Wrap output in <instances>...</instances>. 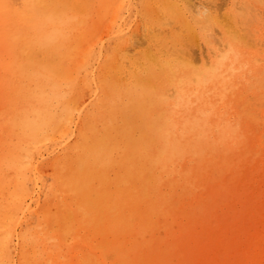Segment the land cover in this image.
I'll return each instance as SVG.
<instances>
[{"label": "rangeland", "instance_id": "rangeland-1", "mask_svg": "<svg viewBox=\"0 0 264 264\" xmlns=\"http://www.w3.org/2000/svg\"><path fill=\"white\" fill-rule=\"evenodd\" d=\"M87 1L0 0V257L4 255L0 264H264V0H90L89 6ZM69 19L72 22L67 23ZM141 105L143 109L138 108ZM158 174L161 179L153 178ZM15 234L22 238L16 241Z\"/></svg>", "mask_w": 264, "mask_h": 264}, {"label": "bare ground", "instance_id": "bare-ground-1", "mask_svg": "<svg viewBox=\"0 0 264 264\" xmlns=\"http://www.w3.org/2000/svg\"><path fill=\"white\" fill-rule=\"evenodd\" d=\"M26 1H27V0H26ZM32 1H33V0H32ZM34 1H35V0H34ZM44 1H45V0H44ZM47 1H48V0H47ZM75 1H76V0H75ZM134 1H135V0H134ZM146 1H147V0H146ZM165 1H166V0H165ZM182 1H183V0H182ZM29 2H30V1H28V5H29ZM38 2H39V1H38ZM40 2H41V1H40ZM57 2H58V1H57ZM79 2H80V1H79ZM88 2H90V0L87 1V4H88V6H89V3H88ZM91 2H92V1H91ZM91 2H90V3H91ZM143 2H144V1H143ZM155 2H156V1H155ZM155 2H154V3H155ZM169 2H170V0H169ZM34 3H35V2H34ZM58 3H59V2H58ZM58 3H57L58 6L56 5V3H55L54 5H56L57 7H59L60 4H58ZM69 3H70V2H69ZM75 3H76V2H75ZM128 3H129V2H128ZM147 3H148V2H147ZM176 3H178V2H176ZM23 4H24V3H22V5H23ZM50 4H51V3H50ZM70 4H71V3H70ZM70 4H69V5H70ZM83 4H84V2H83ZM145 4H146V2H145ZM145 4H143V5H145ZM174 4H175V2L173 3V5H174ZM34 5H35V4H34ZM37 5H38V4H37ZM42 5H43V4H42ZM51 5H52V4H51ZM74 5H75V4H74ZM92 5H93V4H92ZM126 5H127V4H126ZM139 5H140V3H139ZM155 5H156V4H155ZM155 5H153V6H155ZM168 5H169V4H168ZM176 5H177V4H176ZM176 5H174V6H176ZM84 6H85V5H83V7H84ZM120 6H121V5H119L118 8H120ZM122 6H123V5H122ZM130 6H131V5H130ZM145 6H146V5H145ZM145 6H144V7H145ZM147 6H148V5H147ZM174 6H173V7H174ZM22 7H23V6H22ZM24 7H25V6H24ZM26 7H27V6H26ZM29 7H30V6H29ZM41 7H42V6H41ZM72 7H73V6H72ZM83 7H82V8H83ZM85 7H87V6H85ZM149 7H150V5H149ZM176 7L178 8V6H176ZM179 7H180V6H179ZM38 8H40L39 5H38ZM42 8H43V7H42ZM48 8H49V7H48ZM48 8H47V9H48ZM77 8L79 9V7H77ZM77 8H76V9H77ZM116 8H117V7H116ZM118 8H117V9H118ZM127 8H128V7H127ZM141 8H142V5H141ZM157 8H158V7H157ZM159 8H160V7H159ZM159 8H158V9H159ZM9 9H10V8H9ZM25 9H26V8H25ZM28 9H29V8H28ZM28 9H27V10H28ZM33 9H35V8H33ZM58 9H59V8H58ZM58 9H57V10H58ZM71 9H72V8H71ZM133 9H134V8H133ZM142 9H143V8H142ZM86 10H87V9H86ZM86 10H85V11H86ZM100 10H101V8H100ZM36 11H37V10H36ZM47 11H48V10H47ZM59 11H60V10H59ZM117 11H118V10H117ZM232 11H233V10H231V12H232ZM60 12H61V11H60ZM66 12H67L66 14H68V11H66ZM70 12H72V11H70ZM87 12L89 13L90 11H87ZM87 12H86V13H87ZM25 13H27V12H25ZM44 13H45V12H44ZM44 13H43V14H44ZM88 13H87V14H88ZM117 13H118V12H117ZM143 13H144V12H143ZM145 13H146V12H145ZM23 14H24V13H23ZM34 14H36V13H34ZM39 14H40V13H39ZM43 14H42V15H43ZM62 14L64 15L63 12H62ZM78 14H79V13H78ZM89 14H90V13H89ZM232 14H233V12H232ZM25 15H26V14H25ZM32 15H33V14H32ZM68 15H69V14H68ZM82 15H83V14H82ZM225 15H226V14H225ZM37 16H38V15H37ZM72 16H73V14H72ZM115 16H116V15H115ZM115 16H114V17H115ZM226 16H227V15H226ZM232 16H233V15H232ZM33 17H35V15H33ZM66 17H67V16H66ZM80 17H81V16H80ZM93 17H94V16H93ZM117 17H118V15H117ZM228 17H229V16H228ZM12 18H13V17H12ZM16 18H17V17H16ZM36 18H37V17H36ZM231 18H232V17H231ZM231 18H230V19H231ZM234 18H235V17H234ZM234 18H232V19H234ZM14 19H15V18H14ZM39 19H40L39 21L41 22V18H39ZM61 19H62V18H61ZM67 19H68V18H67ZM83 19H84V17H83ZM110 19H111V18H110ZM110 19H109V20H110ZM120 19H121V18H120ZM225 19H226L225 21H229V20H230V19L228 20V18H225ZM15 20H16V19H15ZM44 20H45V19H44ZM234 20H235V19H234ZM234 20H233V21H234ZM31 21H32V20H31ZM36 21L38 22V20H36ZM45 21H46V20H45ZM62 21H64V20H62ZM75 21H76V20H75ZM75 21H74V22H75ZM84 21H86V20L84 19ZM87 21H88V20H87ZM115 21H116V20H115ZM221 21H222V20H221ZM231 21H232V20H231ZM233 21H232V22H233ZM16 22H18V21L16 20ZM19 22H20V20H19ZM26 22H29V21H26ZM40 22H39V23H40ZM42 22H43V21H42ZM42 22H41V23H42ZM54 22L56 23V21H54ZM68 22H72V19H71V20L69 19V21H67V23H68ZM76 22H77V21H76ZM234 22H236V21H234ZM234 22H233V24H234ZM13 23H15V22L13 21L11 24H13ZM45 23H47V22H45ZM60 23H61V20H60ZM60 23H59V24H60ZM113 23H114V22H113ZM11 24H10V25H11ZM42 24H43V23H42ZM231 24H232V23H231ZM29 25H30V24H29ZM29 25H27V26H29ZM68 25H69V24H68ZM224 25H225V24H224ZM11 26H12V25H11ZM16 26H17V23H16ZM35 26H36V25H35ZM39 26H40V25H39ZM48 26H51V25H48ZM48 26H47V27H48ZM53 26H55V25L53 24ZM53 26H52V27H53ZM105 26H106V25H105ZM177 26H178V25H177ZM228 26H229V25H228ZM12 27H13V26H12ZM24 27H25V26H24ZM29 27L31 28V26H29ZM42 27L44 28V29H42V30H45V27H44V26H42ZM42 27L40 26V28H42ZM56 27H57V26H56ZM60 27H62V26H60ZM65 27H66V26H65ZM93 27H94V26H93ZM178 27H179V26H178ZM229 27H230V26H229ZM231 27H234V26L232 25ZM25 28H26V27H25ZM30 28H29V29H30ZM36 28H37V26H36ZM221 28H222V27H221ZM225 28H226V27H225ZM235 28H236V27H235ZM235 28H234V29H235ZM59 29H61V28H59ZM66 29H67V28H66ZM66 29H65V30H66ZM222 29H223V28H222ZM227 29H228V27H227ZM234 29H233V30H234ZM27 30H28V28H27ZM30 30L33 31L32 29H30ZM30 30H28V31H30ZM34 30H35V29H34ZM36 30H37V29H36ZM235 30H237V29H235ZM238 30H239V29H238ZM25 31H26V30H25ZM31 31H30V32H31ZM37 31H38V30H37ZM53 31H54V30H53ZM62 31H63V28H62ZM42 32H43V31H42ZM224 32H226V31H224ZM232 32H233V31H232ZM235 32H236V31H235ZM35 33H37V32H35ZM45 33L47 34V32H45ZM54 33H55V32H54ZM57 33H58V32H57ZM64 33H65V32H64ZM233 33H234V32H233ZM237 33H238V31H237ZM29 34H31V33H29ZM39 34H41V33H39ZM31 35H32V34H31ZM35 35H36V34H35ZM56 35H57V34H56ZM191 35H192V34H191ZM223 35H224V34H223ZM235 35H236V34H235ZM32 36H33V35H32ZM37 36H38V35H37ZM37 36H36V39L41 37V36H40V37H37ZM232 36H233V35H231L230 37H232ZM233 37H234V36H233ZM233 37H232V38H233ZM32 38H33V37H32ZM32 38H31V39H32ZM34 38H35V37H34ZM41 38H42V37H41ZM41 38H40V39H41ZM224 39H225V37H224ZM257 39H258V38H257ZM20 40H21V39H20ZM20 40H19V41H20ZM34 40H35V39H34ZM229 40H230V39H229ZM229 40L227 41L228 43H230ZM224 41H225V40H224ZM2 42L5 43V41H3V40H2ZM118 42H119V41H118ZM121 42H122V40H121ZM32 43H34V42H32ZM225 43H226V42H225ZM228 43H227V44H228ZM236 43L238 44V42H235V43H233V44H236ZM5 44H6V47H7V43H5ZM5 44H4V45H5ZM227 44H226V45H227ZM1 45H2V44H1ZM230 45H231V44H230ZM227 46H228V45H227ZM1 47H2V46H1ZM4 47H5V46H4ZM57 47H58V46H57ZM35 48H36V47H35ZM60 48H61V47H60ZM64 48H65V47H64ZM75 48H76V47H75ZM225 48H226V46H225ZM236 48H237V45H236ZM6 49H7V48H6ZM15 49H16V48H15ZM24 49H25V48H24ZM55 49H57V48H55ZM61 49H62V48H61ZM61 49H60V50H61ZM233 49H234V48H233ZM237 49H238V48H237ZM239 50H240V49H239ZM57 51H59V50L57 49ZM61 51H63V50H61ZM15 52H16V50H15ZM227 52H228V51H227ZM232 52H233V51H232ZM59 53H60V52H59ZM114 53H116V52H114ZM230 53H231V52H230ZM29 54H30V53H29ZM155 54H156V53H155ZM236 54H237V53H236ZM41 55H42V54H41ZM113 55H114V54H113ZM246 55H247V54H246ZM111 56H112V55H111ZM154 56H155V55H154ZM159 56H160V55H159ZM211 56H212V55H211ZM66 57H67V56H66ZM88 57H89V55H88ZM90 57H91V55H90ZM90 57H89V58H90ZM108 57H109V56H108ZM248 57H249V56H248ZM68 58H70V57L68 56ZM153 58H154V57H153ZM157 58H158V57H157ZM157 58H156V59H157ZM162 58H163V57H162ZM169 58H170V57H168V59H169ZM171 58H172V57H171ZM214 58H215V57H214ZM224 58L226 59V57H224ZM12 59H13V58H12ZM29 59H30V58H29ZM109 59H110V58H109ZM168 59H167V60H168ZM174 59H175V58H174ZM207 59H209V58H207ZM210 59H211V58H210ZM225 59H223V61H224ZM228 59H229V57H228ZM234 59H235V58H234ZM110 60H111V59H110ZM157 60H159V59H157ZM164 60H165V59H164ZM171 60H172V59H171ZM218 60H219V59H218ZM231 60H232V59H231ZM248 60H249V59H248ZM83 61H84V60H83ZM83 61H82V62H83ZM89 61H90V60H89ZM150 61H151V60H150ZM169 61H170V60H169ZM169 61H168V64L170 63ZM175 61H176V60H175ZM177 61H178V60H177ZM177 61H176V62H177ZM206 61H207V60H206ZM214 61H215V59H214ZM220 61H221V60H220ZM85 62H86V61H85ZM87 62H88V61H87ZM157 62H158V61H157ZM159 62H160V60H159ZM165 62H166V61H165ZM173 62H174V61H173ZM184 62H185V60H184ZM184 62H183V63H184ZM212 62H213V61H212ZM216 62H217V61H216ZM221 62H222V61H221ZM136 63H138V62H136ZM154 63L156 64V62H153V64H154ZM180 63H181V62H180ZM204 63H205V62H204ZM213 63H214V62H213ZM62 64H63V63H62ZM83 64H84V63H83ZM161 64H162V61H161ZM184 64H185V63H184ZM207 64H208V63H207ZM222 64H223V63H222ZM79 65H82V63L79 64ZM138 65H139V64H138ZM165 65H166V64H165ZM169 65H170V64H169ZM177 65H178V64H177ZM179 65H180V64H179ZM213 65H214V64H213ZM217 65L221 66V64H220L219 62H218ZM223 65H224V64H223ZM245 65H247V64L245 63ZM63 66H64V65H63ZM101 66H102V65H101ZM105 66H106V65H105ZM109 66H110V65H109ZM153 66H154V65H153ZM156 66H157V65H156ZM161 66L164 67V68L166 67V66H163V65H161ZM170 66H171V65H170ZM188 66H189V65H188ZM207 66L210 67V66H212V64H210V66H209V65H207ZM215 66H216V65H215ZM231 66H232V65H231ZM52 67L54 68V66H52ZM52 67H51V68H52ZM106 67H107V66H106ZM131 67H132V65H131ZM135 67H136V66H135ZM140 67H141V66H140ZM167 67H168V65H167ZM173 67H174V66H173ZM175 67H176V66H175ZM208 67H207V68H208ZM243 67H244V66H243ZM103 68H104V67H103ZM133 68H134V66H133ZM149 68H150V67H149ZM169 68H170V67H169ZM169 68H168V69H169ZM177 68H179V67H177ZM182 68H183V67H182ZM200 68H201V67H200ZM76 69H79V68H76ZM108 69H109V68H108ZM147 69H148V68H147ZM155 69H156V68H155ZM168 69H167V70H168ZM170 69H171V68H170ZM180 69H181V68H180ZM191 69H192V68H191ZM193 69H194V68H193ZM202 69H203V66H202ZM217 69H218V68H217ZM217 69H216V70H217ZM219 69H221V68H219ZM228 69H229V68H228ZM54 70H55V69H54ZM85 70H86V69H85ZM142 70H143V68H142ZM153 70H154V69H153ZM161 70H162V69H161ZM164 70H165V69H164ZM177 70H178V69H177ZM188 70H189V69H188ZM197 70H200V69H197ZM197 70H196V71H197ZM204 70H205V69H204ZM30 71H31V70H30ZM75 71H76V70H75ZM77 71H78V70H77ZM86 71H87V70H86ZM133 71H134V70H133ZM135 71H136V70H135ZM138 71H139V70H138ZM138 71H137V72H138ZM146 71H147V70H146ZM146 71H145V72H146ZM149 71H150V70H149ZM180 71H181V70H180ZM185 71L187 72V70H185ZM189 71H190V70H189ZM189 71H188V72H189ZM193 71H195V70H193ZM218 71H219V70H218ZM220 71H221V70H220ZM56 72H57V71H56ZM72 72H73V71H72ZM122 72H123V71H122ZM131 72H132V71H131ZM137 72H136V73H137ZM162 72H163V71H162ZM175 72H176V71H175ZM181 72H182V71H181ZM200 72H201V71H200ZM202 72H203V71H202ZM202 72H201V73H202ZM207 72H208V71H207ZM212 72H213V70H212ZM224 72H225V71H224ZM233 72H234V71H233ZM235 72H236V70H235ZM235 72H234V73H235ZM70 73H71V72H70ZM85 73H86V72H85ZM129 73H130V70H129ZM139 73H140V72H139ZM164 73H165V71H164ZM168 73L171 74V72H168ZM179 73H180V72H179ZM195 73H196V72H195ZM195 73H194V74H195ZM133 74H134V73H133ZM165 74H166V73H165ZM180 74H181V73H180ZM185 74H186V73H185ZM203 74H205V73H203ZM209 74H210V72H209ZM217 74H218V73H217ZM236 74H237V73H236ZM66 75H67V74H66ZM173 75H174V74H173ZM177 75H178V72H177ZM230 75H231V74H230ZM230 75H229V76H230ZM87 76H88V75H87ZM134 76H135V74H134ZM175 76H176V75H175ZM186 76H187V74H186ZM189 76H192V75L190 74ZM193 76H194V75H193ZM198 76H199V75H198ZM204 76H205V75H204ZM211 76H212V78H213V76H216V75H211ZM221 76H222V75H221ZM221 76H220L219 78H221ZM229 76H228V77H229ZM56 77H58V76H56ZM74 77H75V76H74ZM135 77H136V76H135ZM135 77H134V78H135ZM150 77H151V76H150ZM163 77H164V76H163ZM167 77H168V74H167ZM170 77H171V79H172V76H170ZM176 77H178V76H176ZM194 77H195V76H194ZM202 77H203V76H202ZM216 77H217V76H216ZM10 78H11V77H10ZM72 78H73V77H72ZM104 78H105V77H104ZM108 78H109V77H108ZM108 78H107V79H108ZM139 78H140V77H139ZM164 78H165V77H164ZM195 78H196V77H195ZM206 78L208 79V77H206ZM217 78H218V77H217ZM61 79H62V77H61ZM150 79H151V78H150ZM176 79L178 80V78H176ZM188 79H189V77H188ZM192 79H193V77H192ZM209 79H210V78H209ZM214 79H215V84H216V78L214 77ZM222 79H224V76H223ZM12 80H13V79H12ZM130 80H131V79H130ZM151 80H152V79H151ZM154 80H155V79H154ZM181 80H183V79H181ZM196 80H197V85H196V86H199L198 83L200 82V80H199V79H196ZM196 80H195V81H196ZM198 80H199V82H198ZM202 80H203V79H202ZM202 80H201V81H202ZM204 80H206V79L204 78ZM210 80H211V79H210ZM24 81H25V80H24ZM106 81H107V80H106ZM170 81H171V80H170ZM195 81H193V82H195ZM228 81H229V80H228ZM230 81H231V80H230ZM239 81H240V79H239ZM21 82H22V81H21ZM131 82H132V80H131ZM173 82H174V80H173ZM202 82H203V81H202ZM213 82H214V80H213ZM218 82H219V80H218ZM8 83H9V82H8ZM133 83H134V81H133ZM133 83H132V84H133ZM187 83H188V82H187ZM221 83H222V82H221ZM228 83H229V82H228ZM237 83H238V82H237ZM105 84H106V83H105ZM132 84H131V85H132ZM200 84H202V83H200ZM211 84H213V83L211 82ZM211 84H210V85H211ZM215 84H214V85H215ZM231 84H232V83H231ZM30 85H31V84H30ZM174 85H175V84H174ZM174 85H173V86H174ZM181 85H182V84H181ZM183 85H186V84H183ZM183 85H182V86H183ZM189 85H190V83H189ZM228 85H230V84H228ZM104 86H105V85H104ZM178 86H179V85H178ZM182 86H181V87H182ZM226 86H227V85H226ZM226 86H225V87H226ZM106 87H107V84H106ZM106 87H102V88H106ZM133 87H134V86H133ZM175 87H176V86H175ZM199 87H200V86H199ZM208 87H209V85H208ZM212 87H213V86H212ZM129 88H130V87H128V89H129ZM195 88H196V87H195ZM205 88H206V87H205ZM215 88H216V86H215ZM215 88H214V89H215ZM99 89H101V86L99 87ZM99 89H98V90H99ZM130 89H132V88H130ZM134 89H137V88H134ZM185 89H186V88H185ZM231 89H233V88H231ZM107 90H108V89H107ZM181 90H182V89H181ZM186 90H187V89H186ZM194 90H195V89H194ZM198 90H199V88H198ZM206 90H207V89H206ZM212 90H213V89H212ZM219 90H220V89H219ZM223 90H224V89H223ZM229 90H230V88H229ZM134 91H135V90H134ZM175 91H177V90L175 89ZM196 91H197V90H196ZM230 91L232 92V90H230ZM138 92H139V91L137 90V93H138ZM179 92H180V91H179ZM192 92H193V90H192ZM199 92H200V91H199ZM220 92H221V90H220ZM223 92H226V91L224 90ZM223 92H221V93L223 94ZM231 92H230V93H231ZM134 93H135V92H133V94H134ZM145 93H146V92H145ZM145 93H144V95L147 94V93H146V94H145ZM181 93H182V92H181ZM181 93H180V94H181ZM195 93H196V92H195ZM213 93H214V92H213ZM218 93H219V91H218ZM226 93H227V92H226ZM232 93H233V92H232ZM67 94H68V93H67ZM98 94H99V93H98ZM174 94H175V93H173L172 96H173ZM182 94H183V93H182ZM182 94H181V95H182ZM190 94H191V93H190ZM190 94H189V95H190ZM193 94H194V93H193ZM196 94H197V93H196ZM196 94H195L194 96H196ZM71 95H72V94H71ZM139 95L142 96L141 94H139ZM148 95H149V93H148ZM151 95L156 96V94L154 95L153 93H152ZM177 95H178V94H177ZM198 95H199V93H198ZM205 95H206V94H205ZM220 95H221V94H220ZM231 95H232V94H231ZM234 95H235V94H234ZM236 95H237V94H236ZM67 96H68V95H67ZM135 96H136V95H135ZM149 96H150V95H149ZM153 96H151V97H153ZM192 96H193V95H192ZM136 97L139 98V96H136ZM144 97H145V96H144ZM184 97H185V95L183 96V98H184ZM186 97H187V95H186ZM196 97H197V96H196ZM196 97H195V98H196ZM199 97H201V95H200ZM213 97H214V96H213ZM217 97H218V96H217ZM221 97L224 98L223 95L220 96V98H221ZM157 98H158V97H157ZM157 98H156V99H157ZM159 98H160V99H163V98H161L160 96H159ZM177 98H179V97H177ZM180 98H181V97H180ZM180 98H179V100H180ZM183 98H182V99H183ZM187 98H188V97H187ZM211 98H212V96H211ZM214 98H215V97H214ZM220 98H219V99H220ZM222 98H221V99H222ZM108 99H109V98H108ZM116 99H117V98H116ZM139 99H140V98H139ZM146 99H147V97H146ZM154 99H155V98H154ZM171 99H172V98H171ZM204 99H205V98H204ZM206 99H207V97H206ZM217 99H218V98H217ZM217 99H216V100H217ZM224 99H225V98H224ZM97 100H98V99H97ZM137 100H138V99H137ZM151 100H152V98H151ZM169 100H170V98H169ZM176 100H177V99H176ZM201 100H202V98H201ZM201 100H199V101H201ZM207 100H208V99H207ZM211 100H212V99H211ZM225 100H226V99H225ZM227 100H228V99H227ZM230 100H231V99H230ZM233 100H234V99H233ZM61 101H62V100H61ZM106 101H107V100H106ZM148 101H149V99H148ZM155 101H156V100H155ZM157 101H158V99H157ZM157 101H156V102H157ZM162 101H163V100H162ZM165 101H166V100H165ZM189 101H190V100H189ZM213 101H215V99H214ZM55 102H56V101H55ZM119 102H120V101H119ZM163 102H164V101H163ZM196 102H197V99H196ZM201 102H203V101H201ZM115 103H116V102H115ZM138 103H139V102H137V104H138ZM142 103H143V102H142ZM144 103H145V101H144ZM148 103H149L150 105H153V104H151L150 102H148ZM160 103H161V102H160ZM174 103H175V102H174ZM180 103H182V102H180ZM192 103H193V102H191V104H192ZM204 103H205V102H204ZM208 103H209V102H208ZM110 104H111V103H110ZM117 104H118V103H117ZM149 104H147V105H149ZM188 104H189V102H188ZM188 104H186V105H188ZM191 104H190V105H191ZM198 104H199V103H198ZM198 104H197V105H198ZM213 104H216V103L214 102ZM217 104H218V103H217ZM219 104H220V102H219ZM229 104H230V103H229ZM55 105H56V104H55ZM94 105H95V104H94ZM108 105H109V104H108ZM142 105H143V104H142ZM142 105L139 106L138 108L141 107V109H143V108H142ZM166 105H167V103H166ZM173 105H174V104H173ZM186 105H185V106H186ZM202 105H203V104H202ZM137 106H138V105H137ZM153 106H154V105H153ZM158 106H159V105H158ZM158 106H157V108H158ZM163 106L165 107V105H163ZM183 106H184V105H183ZM193 106H194V104H193ZM198 106H199V105H198ZM211 106H215V105H211ZM221 106H222V105H221ZM94 107H95V106H94ZM101 107H102V105H101ZM101 107H100V108H101ZM114 107H115V106H114ZM116 107H117V106H116ZM178 107H179V106H178ZM178 107L176 106L175 109L177 110ZM187 107H188V106H187ZM201 107H202V106H201ZM201 107H200V108H201ZM203 107H204V106H203ZM203 107H202V108H203ZM205 107H206V106H205ZM208 107H210V106H208ZM217 107H218V105H217ZM224 107H226V106H224ZM224 107H223V108H224ZM66 108H67V107H66ZM92 108H93V106H92ZM95 108H96V107H95ZM105 108H106V107H105ZM150 108H151V107H150ZM154 108H155V107H154ZM191 108H192V107H191ZM191 108H190V109H191ZM198 108H199V107H198ZM200 108H199V109H200ZM210 108H211V107H210ZM212 108H214V107H212ZM212 108H211V110L213 111ZM220 108H221V107H220ZM220 108H218V109H220ZM46 109H47V108H46ZM114 109H115V108H114ZM114 109H113V110H114ZM147 109H148V108H147ZM161 109H162V108H161ZM161 109H160V110H161ZM165 109H166V108H165ZM173 109H174V108H173ZM216 109H217V108H216ZM96 110H97V109H96ZM96 110H95V113H96ZM100 110H102V108H101ZM106 110H107V109H106ZM113 110H111V111L114 112ZM119 110H120V108H119ZM149 110H150V109H149ZM211 110H210V111H211ZM65 111H66V110H65ZM122 111H123V110H122ZM137 111H139V109H138ZM150 111H151V110H150ZM150 111H148V112H150ZM172 111H173V110H172ZM172 111H171V113H173ZM174 111H175V110H174ZM177 111H178V110H177ZM190 111H191V110H190ZM190 111H188V112H190ZM201 111H202V110H201ZM212 111H211V113H213ZM214 111H216V110H214ZM228 111H229V108H228ZM139 112H140V111H139ZM152 112H153V111H152ZM154 112H155V111H154ZM157 112H159V111H157ZM161 112H162V111H161ZM180 112H181V111H180ZM180 112H179V113H180ZM196 112H197V111H196ZM196 112H195V113H196ZM198 112H199V111H198ZM205 112H206V111H205ZM224 112H225V111H224ZM224 112H223V113H224ZM234 112H235V111H233V113H234ZM55 113H56V112H55ZM71 113H72V112H71ZM84 113H85V112H84ZM97 113H98V112H97ZM120 113H121V112H120ZM120 113H118V114H120ZM140 113H141V112H140ZM175 113H176V112H175ZM190 113H191V112H190ZM209 113H210V112H209ZM235 113H236V112H235ZM235 113H234V114H235ZM98 114H99V113H98ZM109 114H110V113H109ZM111 114H112V113H111ZM114 114H115V112H114ZM121 114H122V113H121ZM121 114H120V115H121ZM150 114H151V113H150ZM155 114H156V113H155ZM162 114H163V113H162ZM176 114H177V113H176ZM203 114H204V113H203ZM206 114H207V113H206ZM91 115H92V114H91ZM116 115H117V113H116ZM172 115L174 116V114H172ZM172 115H170V116H172ZM177 115H178V114H177ZM182 115H184V114H182ZM185 115H186V114H185ZM212 115H213V114H212ZM219 115H220V114H219ZM229 115H230V113H229ZM236 115H238V114H236ZM92 116H93V115H92ZM94 116H96V115H94ZM98 116H99V115H98ZM102 116H103V115H102ZM105 116H106V114H105ZM105 116H104V117H105ZM139 116H140V115H139ZM141 116H142V115H141ZM146 116H147V114H146ZM148 116H149V114H148ZM148 116H147V117H148ZM158 116H159V115H158ZM163 116H164V114H163ZM163 116L161 115L162 118H163ZM173 116H172V117H173ZM190 116H191V115H190ZM193 116H194V115H193ZM193 116H191V118H192ZM200 116H202V115H200ZM205 116H206V115H205ZM205 116H204V117H205ZM214 116H215V115H213L212 117H214ZM220 116H221V115H220ZM85 117H86V116H85ZM104 117H103V118H104ZM107 117H108V116H107ZM137 117H138V116H137ZM144 117H145V116H144ZM144 117H143V118H144ZM147 117H145L144 119H146ZM155 117H156V116H155ZM177 117H178V116H177ZM179 117H180V116H179ZM184 117H186V116H184ZM206 117H207V116H206ZM206 117H205V118H206ZM215 117H218V115H216ZM231 117H232V116H231ZM52 118H53V117H52ZM57 118H58V117H57ZM93 118H94V117H93ZM99 118H101V116H99L98 119H97V120L100 122V119H99ZM105 118H106V117H105ZM117 118H118V117H117ZM123 118H124V117H123ZM141 118H142V117H141ZM141 118L139 117V119H141ZM153 118H154V117H153ZM175 118H176V117H175ZM188 118H189V117H188ZM202 118H203V117H202ZM205 118H204V122H205ZM210 118H211V117H210ZM210 118H209V120L206 118L207 121H210ZM223 118H224V117H223ZM227 118H228V116H227ZM233 118H234V117H233ZM154 119H155V118H154ZM163 119H164V118H163ZM163 119H162V120H163ZM168 119H169V118H168ZM195 119H196V117H195ZM195 119H194V120H195ZM215 119H216V118H215ZM77 120H78V119H77ZM104 120H105V119H104ZM109 120H110V119H109ZM155 120L157 121L158 119L156 118ZM159 120H160V119H159ZM169 120H170V119H169ZM169 120H168V121H169ZM182 120H184V119H182ZM185 120H186V119H185ZM220 120H221V119H219V121H220ZM227 120H228V119H227ZM48 121H49V120H48ZM61 121H62V120H61ZM78 121H79V120H78ZM98 121H97V122H98ZM111 121H113V120H111ZM142 121H145V120H142ZM153 121H154V120H153ZM164 121H167V117H166V120H164ZM171 121H172V120H171ZM176 121H177V119H176ZM192 121H193V120H192ZM195 121H196V120H195ZM197 121H199V119H197ZM201 121H203V119H202ZM228 121H229V120H228ZM97 122H95V123H97ZM108 122H109V121H108ZM173 122H175V121H173ZM184 122H185V121H184ZM184 122H183V123H184ZM190 122H191V119H190ZM190 122L188 123L189 125H190ZM242 122H243V121H242ZM154 123H156V122H154ZM159 123H160V122H159ZM165 123L167 124V122H165ZM168 123H170V122H168ZM183 123H182V125H183ZM191 123H192V122H191ZM199 123L202 124L203 122H199ZM199 123H197L198 126H199ZM206 123H207V122H206ZM226 123H227V122H226ZM46 124H47V123H46ZM91 124H92V123H91ZM162 124H163V123H162ZM173 124H175V123H173ZM184 124H185V123H184ZM186 124H187V123H186ZM224 124H225V122H224ZM224 124H223V126H225ZM231 124H232V123H231ZM233 124H234V123H233ZM243 124H244V123H243ZM81 125H82V124H81ZM163 125H164V124H163ZM179 125H180V128H182V127H181V124H178V126H179ZM191 125H192V124H191ZM205 125H207V124H205ZM205 125H204V126H205ZM210 125H211V124H210ZM210 125H208V127H209ZM216 125H218V124H216ZM221 125H222V124H221ZM239 125H240V124H239ZM244 125H245V124H244ZM160 126H161V125H160ZM170 126H171V125H170ZM170 126H169V128H170ZM227 126H230V125L227 124ZM246 126H248V125H246ZM246 126H244V127H246ZM81 127H82V126H81ZM153 127H154V126H153ZM163 127H164V126H163ZM171 127H172V126H171ZM186 127H188V125H187ZM186 127H185V128H186ZM95 128H96V127H95ZM119 128H120V126H119ZM156 128H157V127H156ZM158 128H159V127H158ZM167 128H168V127H167ZM197 128H198V127H197ZM205 128H206V127H205ZM210 128H211V127H210ZM234 128H235V127H234ZM234 128H233V129H234ZM249 128H252V127L250 126ZM45 129H46V128H45ZM96 129H97V128H96ZM120 129H121V128H120ZM162 129H163V128H162ZM194 129H195V128H194ZM198 129H199V128H198ZM208 129H209V128H208ZM231 129H232V128H231ZM235 129H236V128H235ZM235 129H234V130H235ZM237 129H238V128H237ZM242 129H243V128H242ZM34 130H35V129H34ZM81 130H82V129H81ZM97 130H98V129H97ZM150 130H151V129H150ZM180 130H181V129H180ZM183 130H184V128H183ZM183 130H181V131L183 132ZM189 130H191V128H190ZM200 130H201V129H200ZM203 130H204V128H203ZM223 130H224V129H223ZM229 130H230V129H229ZM246 130H247V129H246ZM31 131H32V130H31ZM35 131H36V130H35ZM117 131H118V130H117ZM121 131H122V130H121ZM121 131H120V132H121ZM123 131H124V130H123ZM147 131H148V130H147ZM161 131H162V130H161ZM165 131H166V130H165ZM167 131H168V129H167ZM175 131H178V130H175ZM175 131H174V133H175ZM196 131H197V130H196ZM205 131L207 132V130H205ZM210 131H211V130H210ZM210 131H209V133H210ZM214 131H215V130H214ZM235 131H236V130H235ZM244 131H245V130H244ZM247 131H248V130H247ZM84 132H86V131H84ZM96 132H97V131H96ZM96 132H94V133H96ZM100 132H101V131H100ZM120 132H119V133H120ZM162 132H163V131H162ZM184 132H186V131H184ZM191 132L193 133V129H192ZM197 132H198V131H197ZM217 132H218V131H217ZM219 132H220V131H219ZM253 132H254V131H253ZM32 133H33V132H32ZM35 133H36V132H35ZM91 133H92V132H91ZM94 133H93V134H94ZM148 133H149V132H148ZM165 133H166V132H165ZM171 133H172V132H171ZM176 133H177V132H176ZM176 133L174 134V136L176 135ZM180 133H181V132H180ZM199 133H200V132H199ZM223 133H224V131H223ZM226 133H227V132H226ZM234 133L236 134V132H234ZM239 133H240V132H239ZM241 133H242V132H241ZM241 133H240V136H239V137H241ZM249 133H250V132H249ZM254 133H255V132H254ZM75 134H76V133H75ZM162 134H163V133H162ZM162 134H160V135H162ZM166 134H167V133H166ZM166 134H165V136H166ZM189 134H190V133H189ZM200 134H201V133H200ZM205 134H206V133H205ZM231 134H233V133L231 132ZM85 135H86V134H85ZM85 135H83V136H85ZM97 135H98V134H97ZM153 135H155V134H153ZM163 135H164V134H163ZM182 135H183V133H182ZM202 135H203V134H202ZM208 135H209V134H208ZM211 135H212V134H211ZM246 135H247V134H246ZM74 136H75V135H74ZM101 136H102V135H101ZM158 136H159V135H158ZM158 136H157V137H158ZM170 136H171V135H170ZM199 136H200V135H199ZM204 136H206V135H204ZM217 136H218V135H217ZM234 136H235V135H234ZM242 136H243V135H242ZM29 137H30V136H29ZM159 137H160V136H159ZM159 137H158V140H160V139L162 140V138H159ZM161 137H162V136H161ZM185 137H186V135H185ZM185 137H184V138H185ZM201 137H202V136H201ZM245 137H247V136H245ZM81 138H82V137H81ZM86 138H87V137H85V139H86ZM123 138H124V137H123ZM123 138H122V139H123ZM153 138H154V137H153ZM163 138H164V141H166V140H165V137H163ZM168 138H169V137H168ZM175 138H176V137H175ZM202 138H203V137H202ZM206 138H207V137H206ZM206 138H205V139H206ZM249 138H251V136H249ZM255 138H257V137H255ZM32 139H33V138H32ZM74 139H75V137H74ZM78 139H79V138H78ZM172 139H173V138H172ZM181 139H182V138H181ZM191 139H192V138H191ZM199 139H200V138H199ZM225 139H226V138H225ZM236 139H237V138H236ZM102 140H103V139H102ZM192 140H193V139H192ZM234 140H235V139H234ZM237 140H238V139H237ZM237 140H236V141H237ZM240 140H241V138H240ZM242 140H243V139H242ZM242 140H241V141H242ZM68 141H69V140H68ZM81 141H82V140H81ZM86 141H90V140H86ZM164 141H163V142H164ZM167 141H168V140H167ZM172 141H173V140H172ZM194 141H195V140H194ZM199 141H200V140H198V142H199ZM225 141H226V140H225ZM230 141H231V140H230ZM230 141H229V142H230ZM247 141H248V139H247ZM69 142H70V141H69ZM71 142H73V141H71ZM75 142H76V141H75ZM185 142H186V140H185ZM204 142H205V141H204ZM222 142H223V141H222ZM239 142H240V141H239ZM243 142H244V141H243ZM64 143H65V142H64ZM80 143H81V142H80ZM80 143H79V144H80ZM87 143L89 144V142H87ZM94 143H96V142H94ZM153 143H154V145H155V140H154ZM175 143L178 144L179 142H178V143L175 142ZM199 143H200V142H199ZM66 144H67V143H66ZM82 144H83V143H82ZM85 144H86V143H84V145H85ZM162 144H163V143H162ZM165 144H166V143H165ZM168 144H169V143H168ZM168 144H166V146H167ZM171 144H172V143H171ZM176 144H173V145H176ZM186 144H187V143H186ZM186 144H182V145H186ZM204 144H205V143H204ZM206 144H207V143H206ZM206 144H205V145H206ZM222 144H223V143H222ZM225 144H226V143H225ZM232 144H233V143H232ZM232 144H231V146H233ZM235 144H236V143H235ZM235 144H234V145H235ZM249 144H250V143H249ZM251 144H252V142H251ZM158 145H159V144H158ZM163 145H164V144H163ZM202 145H203V144H202ZM210 145H213V144L211 143ZM226 145H227V144H226ZM236 145H237V144H236ZM239 145H241V144H239ZM76 146H78V144H77ZM79 146H81V145H79ZM87 146H89V145H87ZM87 146H86V149H88V150H89V149H92V148H87ZM94 146H95V145H94ZM155 146H156V145H155ZM159 146H160V145H159ZM166 146H165V147H166ZM222 146H224V144H223ZM252 146H254V145H252ZM52 147H53V146H52ZM70 147L72 148V146H70ZM83 147H84V146H83ZM151 147H152V146H151ZM238 147H239V146H238ZM35 148H36V147H35ZM64 148H65V147H64ZM84 148H85V147H84ZM149 148H150V147H149ZM162 148H163V147H162ZM171 148H172V147H171ZM171 148H169V149H171ZM192 148H194V147H191V149H192ZM20 149H21V148H20ZM61 149H62V148H61ZM78 149H80V148H78ZM86 149H84V150H86ZM124 149H125V148H124ZM147 149H148V147H147ZM150 149H151V148H150ZM150 149H149V151H150ZM156 149H157V148H156ZM164 149H165V148H164ZM173 149H174V148H173ZM21 150H22V149H21ZM68 150H69V149H68ZM68 150H67V151H68ZM70 150H71V149H70ZM105 150L108 151V149H105V147H104V152H105ZM165 150H166V149H165ZM165 150H164V152H165ZM176 150H177V149H175V152L178 151V150H177V151H176ZM63 151H64V150H62V152H63ZM74 151H75V150H74ZM129 151H130V150H129ZM151 151H152V149H151ZM160 151H161V150H160ZM68 152H69V151H68ZM86 152H89V151H86ZM86 152L83 153V154H85L84 156H86ZM141 152H142V151H141ZM156 152H157V151H156ZM164 152H162V153H164ZM69 153H70V152H69ZM71 153H72V152H71ZM165 153H166V152H165ZM171 153H173V152H171ZM201 153H202V152H201ZM73 154H74V153H73ZM100 154H101V153H100ZM145 154H147V153H145ZM145 154H144V155H145ZM159 154H160V153H159ZM159 154H158V155H159ZM175 154H176V153H175ZM184 154H185V153H184ZM191 154H192V153H191ZM196 154H197V153H196ZM48 155H49V154H48ZM81 155H82V154H81ZM151 155H152V154H151ZM151 155H150V156H151ZM170 155H172V154H170ZM170 155H169V156H170ZM176 155H178V154H176ZM179 155H182V156L185 157V155H183V154H181V153H179ZM192 155H193V154H192ZM262 155H263V154H262ZM62 156H63V155H62ZM84 156H82V157L85 158ZM160 156H161V155H159V156H157V157H160ZM163 156H164V155H163ZM163 156H162V157H163ZM172 156H173V155H172ZM193 156H195V155H193ZM217 156H218V154H217ZM96 157H97V155H96ZM127 157H128V156H127ZM157 157H156V159H157ZM162 157H161V158H162ZM184 157H183V158H184ZM218 157H219V156H218ZM65 158H66V157H65ZM65 158H64V159H65ZM79 158H81V156H80ZM88 158H90V157H88ZM145 158H146V157H145ZM147 158H150V157H147ZM151 158H152V157H151ZM161 158H160V159H161ZM166 158H167V157H166ZM61 159H62V158H61ZM64 159H63V160H64ZM81 159H82V158H81ZM81 159H80V160H81ZM90 159H91V158H90ZM92 159H93V158H92ZM100 159H101V158H100ZM103 159H105V157H104ZM154 159H155V158H154ZM164 159H165V157H164ZM164 159H163V160H164ZM262 159H263V158H262ZM48 160H49V159H48ZM67 160H68V159H67ZM88 160H89V159H88ZM147 160H149V159H147ZM157 160H158V159H157ZM172 160H173V158H172ZM178 160L180 161L181 158L178 159ZM182 160H183V159H182ZM89 161H90V160H89ZM91 161H92V160H91ZM99 161H100V160L98 159V160H97V163H100V162H101V161H100V162H99ZM108 161H109V160H108ZM122 161H123V159H122ZM152 161H153V160H152ZM159 161H160V160H159ZM176 161H177V159H176ZM4 162H5V161H4ZM169 162H171V161H169ZM169 162H168V163H169ZM177 162H178V161H177ZM5 163H6V162H5ZM51 163H52V162H51ZM63 163H65V161H64ZM78 163H80V162L78 161ZM101 163H102V162H101ZM103 163H105V161H104ZM106 163H107V161H106ZM110 163L112 164V162H110ZM150 163H151V162H150ZM156 163L158 164L157 161H156ZM164 163H167V162L165 161ZM65 164H66V163H65ZM88 164H89V163H88ZM88 164H86V166H87ZM90 164H91V163H90ZM126 164H128V163H126ZM157 164H156V165H157ZM180 164H181V163H180ZM191 164H193V162H192ZM259 164H260V163H259ZM81 165H82V163H81ZM148 165H149V164H148ZM171 165H172V164H171ZM61 166H62V165H61ZM79 166H80V165H79ZM84 166H85V164L83 165V168H85ZM102 166H103V165H102ZM139 166H140V165H139ZM144 166H145V165H144ZM144 166H143V167H144ZM162 166H165V165H164V164L160 165V167H162ZM168 166H169V165H168ZM32 167H33V166H32ZM91 167H92V166H91ZM141 167H142V166H141ZM145 167H146V166H145ZM156 167H157V166H156ZM102 168H103V167H102ZM139 168H140V167H139ZM147 168H148V167H147ZM150 168H152V167H150ZM150 168H149V169H150ZM81 169H82V167H81ZM104 169H106V168H104ZM143 169H144V168H143ZM145 169H146V168H145ZM154 169H155V168H153V170H154ZM31 170H32V169H31ZM127 170H128V169H127ZM131 170H132V169H131ZM134 170L138 171L136 168H135ZM146 170H147V169H146ZM146 170H145V171H146ZM205 170H206V168H205ZM27 171H28V170H27ZM29 171H30V170H29ZM69 171H70V170H69ZM125 171H126V169H125ZM132 171H133V170H132ZM147 171L149 172V170H147ZM71 172H72V171H71ZM73 172H74V171H73ZM79 172H80V171H79ZM86 172H87V171H85V174H86ZM127 172H128V171H127ZM130 172H131V171H130ZM138 172H139V171H138ZM158 172H159V170H158ZM189 172H190V171H189ZM213 172H214V171H213ZM213 172H212V174H213ZM245 172H246V171H245ZM20 173H22V171H21ZM28 173H29V172H28ZM60 173H61V172H60ZM67 173H68V172H67ZM67 173H66V175H67ZM134 173H135V172L133 171L132 174L134 175ZM136 173H137V172H136ZM139 173H140V172H139ZM142 173H143V172H142ZM5 174H6V172H5ZM12 174H13V173H12ZM12 174H10V176H11ZM35 174H36V172H35ZM56 174H57V173H56ZM72 174H73V173H72ZM120 174H121V173H120ZM128 174H129V172H128ZM130 174H131V173H130ZM168 174H169V173H168ZM243 174H245V173L243 172ZM18 175H19V174H17V176H18ZM70 175H71V174H70ZM82 175H83V174H82ZM141 175H142V174H141ZM148 175H149V174H148ZM170 175H171V174H170ZM181 175H182V174H181ZM2 176H4V174H3ZM14 176H15V175H14ZM32 176H34V175H32ZM104 176H105V175H104ZM149 176H152V175H149ZM158 176H159V174L157 175V177H158ZM163 176H164V175H163ZM8 177H9V176H8ZM18 177H19V176H18ZM123 177H124V176H123ZM138 177H139V175H138ZM140 177H141V176H140ZM67 178H68V177H66V179H67ZM69 178H70V176H69ZM120 178H121V177H120ZM149 178H150V177H149ZM153 178H155L156 180H159L160 177H158V178L153 177ZM184 178H185V177H184ZM243 178H244V177H243ZM4 179H5V177H4ZM7 179H8V178H7ZM32 179H33V178H32ZM121 179H123V178H121ZM150 179H151V178H150ZM155 179H154V181H155ZM160 179H161V178H160ZM40 180H41V179H40ZM63 180H64V179H63ZM63 180H62V183H63ZM119 180H120V179H119ZM140 180H141V179H140ZM184 180H185V179H184ZM47 181H48V180H47ZM123 181H124V180H123ZM152 181H153V180H152ZM5 182H7V181H5ZM17 182H19V180H17ZM28 182H29V181H28ZM39 182H40V181H39ZM48 182H50V180H49ZM60 182H61V181H60ZM73 182H74V181H73ZM125 182H126V180H125ZM125 182H123V183L125 184ZM146 182H147V180H146ZM175 182H176V181H175ZM30 183H31V182H30ZM37 184H38V183H37ZM52 184H53V183H52ZM69 184H70V182H68V185H69ZM53 185H54V184H53ZM70 185H71V184H70ZM149 185H150V184H149ZM152 185H153V184H152ZM156 185H157V184H156ZM156 185H154V186H156ZM174 185H175V183H174ZM21 186H22V185H21ZM50 186H51V185H50ZM63 186H64V185H63ZM75 186H77V184H76ZM75 186H74V187H75ZM251 186H252V185H251ZM13 187H14V186H13ZM15 187H16V186H15ZM18 187H19V186H18ZM132 187H133V186H132ZM253 187H254V186H253ZM259 187H260V185H259ZM262 187H263V186H262ZM3 188H4V187H3ZM21 188H22V187H21ZM34 188H35V187H34ZM46 188H47V187H46ZM69 188H70V187H69ZM75 188H76V187H75ZM150 188H151V187H150ZM157 188H158V187H157ZM157 188L155 187L156 190H157ZM165 188H166V187H165ZM184 188H185V187H184ZM263 188H264V187H263ZM13 189H15V188H13ZM41 189H42V188H41ZM117 189H118V188H117V186H116V190H117ZM137 189H138V188H137ZM144 189H145V188H144ZM255 189H256V188H255ZM36 190H37V189H36ZM133 190H135L134 187H133ZM156 190H155V191H156ZM171 190H172V189H171ZM261 190H262V189H261ZM17 191H18V190H17ZM44 191H45V190H44ZM94 191H95V189H94ZM143 191H144V190H143ZM187 191H188V190H187ZM195 191H197V189H196ZM1 192H3V191H1ZM9 192H11V191H9ZM23 192H25V191H23ZM49 192H50V191H49ZM95 192H96V191H95ZM115 192H116V191H115ZM118 192H120V191H118ZM128 192H129V190H128ZM135 192H136V190H135ZM135 192H134L133 195L136 194ZM149 192H150V191H149ZM14 193H17L16 190H15ZM57 193H58V192H57ZM72 193H73V192H72ZM2 194H3V193H2ZM21 194H22V192H21ZM21 194H19V195L22 196ZM26 194H27V193H26ZM28 194H29V193H28ZM44 194H47V193H44ZM58 194H59V193H58ZM62 194H63V193H62ZM93 194H94V193H93ZM96 194H97V192H96ZM96 194H94V195H96ZM102 194L105 195V193H102ZM118 194H119V193H118ZM141 194H142V192H141ZM181 194H182V193H181ZM19 195H17V196H19ZM104 195H102V196H104ZM146 195H147V194H146ZM262 195H263V194H262ZM5 196H6V195H5ZM11 196H14V195H11ZM11 196H10V193H9V198H10ZM15 196H16V195H15ZM27 196H28V195H27ZM29 196H30V194H29ZM42 196H43V195H42ZM52 196H53V195H52ZM52 196H51V197H52ZM141 196H142V195H141ZM157 196L160 197V195H157ZM162 196H163V195H162ZM3 197H4V195H3ZM6 197H8V196H6ZM22 197H23V196H22ZM54 197H55V196H54ZM88 197H89V196H88ZM11 198L14 199L15 197H11ZM18 198H19V197H18ZM25 198H26V197H25ZM114 198H115V197H114ZM117 198H118V197H117ZM141 198H142V197H141ZM144 198H148V196H147V197H144ZM262 198H263V197H262ZM22 199H23V198H22ZM95 199H96V198H95ZM128 199H129V198H128ZM130 199H131V198H130ZM130 199H129V200H130ZM142 199H143V198H142ZM10 200H11V199H10ZM17 200H18V199H17ZM17 200H16V201H17ZM44 200H45V199H44ZM105 200H106V199H105ZM113 200H114V199H113ZM113 200H112V201H113ZM262 200H263V199H262ZM27 201H28V200H27ZM112 201H111V202H112ZM1 202H2V204H4L3 201H1ZM6 202H7V201H6ZM9 202H10V201H9ZM11 202H12V201H11ZM86 202H89V201H86ZM104 202H105V201H104ZM104 202H103V203H104ZM115 202H116V201H115ZM12 203H14V202H12ZM24 203H25V202H24ZM26 203H27V202H26ZM108 203H109V202H108ZM6 204H8V203H6ZM21 204H22V203H21ZM28 204H29V203H28ZM40 204H42V202H41ZM117 204H118V203H117ZM150 204H151V203H150ZM9 205H10V204H9ZM11 205L13 206L14 204H11ZM44 205H45V204H44ZM47 205H48V203H47ZM55 205H56V204H55ZM103 205H104V204H103ZM110 205H111V204H110ZM151 205H152V204H151ZM163 205H164V204H163ZM12 206H11V207H12ZM100 206H101V205H100ZM104 206H105V205H104ZM117 206H118V205H117ZM3 207H4V206H3ZM7 207H8V206H7ZM14 207H15V206H14ZM16 207H17V205H16ZM16 207L14 208V210L17 209ZM36 207H37V206H36ZM54 207H55V206H54ZM150 207H151V206H150ZM9 208H10V207H9ZM21 208H22V207H21ZM70 208H71V207H70ZM105 208H106V206H105ZM110 208H112V207H110ZM115 208H116V207H115ZM122 208H123V206H122ZM122 208H121V209H122ZM209 208H210V207H209ZM7 209H8V208H7ZM12 209H13V208H12ZM12 209H11V210H12ZM22 209H23V208H22ZM22 209H21V210H22ZM32 209H34V208H32ZM1 210H2V209H1ZM109 210H110V209H109ZM109 210H108V211H109ZM153 210H155V209L153 208ZM153 210H152V211H153ZM70 211H71V210H70ZM133 211H135V209H134ZM211 211H212V210H211ZM1 212H2V211H1ZM1 212H0V213H1ZM5 212H6V211H5ZM33 212H34V210H33ZM36 212H37V211H36ZM36 212H35V213H36ZM110 212H111V211H110ZM136 212H137V210H136ZM159 212H160V211H158L157 213H159ZM6 213H8V212H6ZM39 213H40V212H39ZM263 213H264V212H263ZM4 214H5V213H4ZM9 214H10V213H9ZM15 214H16V213H15ZM26 214H28V213H26ZM114 214H115V212H114ZM134 214H135V213H134ZM110 215H111V214H110ZM117 215H118V216H117ZM132 215H133V214H132ZM143 215H144V214H143ZM147 215H148V214H147ZM147 215H146V217H147ZM161 215H162V214H161ZM6 216H8V214H7ZM9 216H12V215H9ZM9 216H8V217H9ZM13 216H14V214H13ZM19 216L21 217V214H20ZM34 216H35V215H34ZM116 216L119 217V214H116ZM121 216H122V215H121ZM139 216H141V215H139ZM162 216H163V215H162ZM257 216H259V215H257ZM40 217H41V216H40ZM5 218H7V217H5ZM27 218H28V217H27ZM41 218H42V217H41ZM113 218H115V217H113ZM120 218H121V217H120ZM124 218H125V217H123V218H121V219H124ZM134 218H136V217H134ZM139 218H140V217H139ZM141 218H142V217H141ZM9 219H10V218H9ZM14 219H15V218H14ZM39 219H40V218H39ZM101 219H102V218H101ZM115 219H116V218H115ZM127 219L129 220V217H128ZM127 219H126V221H128ZM0 220H1V219H0ZM5 220H6V219H4V221H5ZM104 220H105V219H104ZM112 220H114V219H112ZM140 220H141V219H140ZM19 221H20V220H19ZM32 221H33V220H32ZM99 221H100V220H99ZM110 221H111V218H110ZM117 221H118V220H117ZM159 221H160V220H159ZM6 222H7V221H6ZM37 222H38V221H37ZM100 222H102V221H100ZM120 222H121V221H120ZM129 222H130V220H129ZM129 222H128V223H129ZM137 222H139V220H137ZM260 222H261V221H260ZM31 223H32V222H31ZM117 223H118V222H117ZM123 223H124V222H123ZM255 223L257 224L258 222L256 221ZM255 223H254V224H255ZM16 224L18 225V223H16ZM124 224H125V223H124ZM180 224H181V223H180ZM260 224H261V223H260ZM12 225H13V224H12ZM74 225H75V224H74ZM109 225H110V224H109ZM109 225H107V226H109ZM261 225H262V224H261ZM261 225H260V226H261ZM7 226H8V225H7ZM37 226H38V225H37ZM53 226H54V225H53ZM129 226H130V225H129ZM131 226H132V225H131ZM131 226H130V227H131ZM138 226H139V225H138ZM138 226H137V227H138ZM145 226H147V225H145ZM256 226H257V225H256ZM260 226H259V227H260ZM3 227L5 228V226H3ZM11 227H12V226H11ZM116 227H117V226H116ZM119 227H120V226H119ZM140 227H141V226H140ZM142 227H143V226H142ZM208 227H209V226H208ZM254 227H255V226H254ZM14 228H15V227H14ZM33 228H34V226H33ZM35 228H36V227H35ZM55 228H56V225H55ZM55 228H54L53 230H55ZM122 228H124V227H122ZM138 228H139V227H138ZM143 228H144V227H143ZM143 228H142V229H143ZM25 229H29V228H25ZM25 229H24V230H25ZM144 229H145V228H144ZM165 229H167V227H166ZM171 229H172V228H171ZM0 230H1V229H0ZM2 230H3V229H2ZM31 230H32V229H31ZM107 230H108V229H107ZM126 230H128V229H126ZM256 230H257V229H256ZM256 230H255V231H256ZM11 231H12V230H11ZM16 231H17V230H16ZM25 231H26V230H25ZM113 231H115V230H113ZM121 231H122V230H121ZM143 231H145V230H143ZM148 231H149V230H148ZM161 231H162V230H161ZM26 232L29 233L28 230H27ZM44 232H45V231H44ZM48 232H49V231H48ZM48 232H47V233H48ZM118 232H119V231H118ZM130 232H131V231H130ZM132 232L134 233L135 231L132 230ZM136 232H137V230H136ZM158 232H159V231H158ZM164 232H165V233H164ZM170 232H171V231H170ZM1 233H2V232H1ZM11 233H12V232H11ZM27 233H26V235H27ZM33 233H34V232H33ZM42 233H43V232H42ZM124 233H125V231H124ZM145 233H146V232H145ZM149 233H150V232H149ZM163 233L166 234V231L163 230ZM171 233H172V232H171ZM255 233H256V232H255ZM22 234H23V233H22ZM48 234H49V233H48ZM51 234H52V233H51ZM52 235H53V234H52ZM112 235H113V234H112ZM121 235H122V234H121ZM129 235H130V234H129ZM161 235H163V234H161ZM169 235H170V234H169ZM46 236H48V235H46ZM46 236H45V237H46ZM50 236H51V235H50ZM87 236H88V235H87ZM90 236H92V235H90ZM147 236H148V235H147ZM151 236H152V235H151ZM163 236H164V235H163ZM6 237H7V236H6ZM20 237L22 238V236H20ZM20 237H19L18 234H15V239H16V241H18ZM39 237H40V236H39ZM45 237H44V238H45ZM112 237H114V236H112ZM152 237H153V236H152ZM155 237H156V236H154V238H155ZM175 237H176V236H175ZM185 237H186V236H185ZM12 238H13V237H11V241H12V243H14L13 240H12ZM46 238H47V237H46ZM46 238H45V239H46ZM90 238H91V237H90ZM114 238H115V237H114ZM164 238H165V236H164ZM176 238H178V237H176ZM2 239H4V238H2ZM42 239H43V238H42ZM111 239H112V238H111ZM116 239H117V238H116ZM121 239H122V238H121ZM158 239H159V237H158ZM173 239H174V238H173ZM4 240H5V239H4ZM27 240H28V239H27ZM27 240H26V241H27ZM70 240H71V238H70ZM118 240H119V239H118ZM130 240H131V238H130ZM180 240H181V239H180ZM21 241H22V240H21ZM29 241H30V242H34L33 240L31 241V239H30ZM29 241H28V242H29ZM35 241H36V240H35ZM44 241H45V240H44ZM49 241H50V240H49ZM56 241H57V240H56ZM67 241H68V239H67ZM150 241H151V240H150ZM150 241L148 240V242H150ZM36 242H38V241H36ZM40 242H41V241H40ZM71 242H72V241H71ZM111 242H114V243H115V242H117V241H113V240H112ZM123 242H124V241H123ZM130 242H131V241H130ZM137 242H138V241H137ZM152 242H153V241H152ZM3 243H4V242H3ZM9 243H10V242H9ZM34 243H35V242H34ZM43 243H44V242H43ZM47 243H48V242H47ZM49 243H50V242H49ZM54 243H55V242H54ZM72 243H73V242H72ZM134 243H135V242H134ZM144 243H145V242H144ZM150 243H151V242H150ZM176 243H177V242H176ZM20 244H22V243H20ZM67 244H68V243H67ZM69 244H70V243H69ZM104 244H108V243L106 242V243H104ZM145 244H146V243H145ZM145 244H142V246H143V245L145 246ZM171 244H172V243H171ZM171 244H170V245H171ZM173 244H174V243H173ZM173 244L171 245V247L173 246ZM24 245H25V244H24ZM28 245H29V244H28ZM34 245H35V244H34ZM41 245H42V244H41ZM44 245H45V244H44ZM58 245H59V244H58ZM94 245H95V244H94ZM98 245H99V244H98ZM112 245H113V244H112ZM122 245H123V244H122ZM148 245H149V244H148ZM45 246H46V245H45ZM60 246H61V244H60ZM70 246H71V245H70ZM95 246H96V245H95ZM124 246H125V245H124ZM138 246H139V242H138ZM174 246H176V245L174 244ZM21 247H22V245H21ZM21 247H20V248H21ZM24 247H25V246H24ZM27 247H28V246H27ZM64 247H65V246H64ZM96 247H97V246H96ZM167 247H168V246H167ZM244 247H245V246H244ZM244 247H243V248H244ZM15 248H16V246H15ZM40 248H41V247H40ZM40 248H39V249H40ZM47 248H48V247H47ZM66 248H67V247H66ZM99 248H100V246H99ZM99 248H98V250H99ZM102 248H104V246H103ZM136 248H137V247H136ZM142 248H143V247H142ZM175 248H176V249L172 248L171 250L174 249V250L176 251V250H177V247H175ZM36 249H37V248H36ZM51 249H52V248H51ZM55 249H56V248H55ZM59 249H60V248H59ZM90 249H91V248H90ZM108 249H109V248H108ZM169 249H170V248H169ZM180 249H181V248H180ZM221 249H222V248H221ZM16 250H18V249H16ZM22 250L24 251V249H22ZM22 250H21V251H22ZM47 250H48V249H47ZM155 250H156V249H155ZM164 250H165V249H164ZM174 250H173V251H174ZM211 250H212V249H211ZM240 250H241V249H240ZM5 251H6V250H5ZM23 251H22V252H23ZM25 251H26V250H25ZM88 251H90V250H88ZM91 251H92V250H91ZM236 251H237V250H236ZM34 252H35V251H34ZM34 252H32V254H33ZM42 252H43V251H42ZM45 252H46V251H45ZM54 252H57V251H54ZM68 252H69V251H68ZM99 252H100V251H99ZM156 252H157V251H156ZM156 252H154V253H156ZM162 252H163V251H162ZM176 252H177V251H176ZM52 253H53V252H52ZM74 253H75V252H74ZM76 253H77V252H76ZM101 253H103V252H101ZM128 253H129V252H128ZM133 253H134V252H133ZM163 253H164V252H163ZM245 253H246V252H245ZM245 253H244V254H245ZM0 254H1V253H0ZM40 254H41V253H40ZM78 254H80V253L78 252ZM88 254H89V253H88ZM91 254H92V253H91ZM174 254H175V252H174ZM2 255H3V253H2ZM15 255H16V254H15ZM45 255H46V254H45ZM53 255H55V254H53ZM62 255H63V254H62ZM68 255H69V254H68ZM73 255H74V254H73ZM92 255H93V254H92ZM175 255H176V254H175ZM175 255H174V256H175ZM246 255H247V254H246ZM3 256H4V255H3ZM3 256H1V257L3 258ZM13 256H14V255H13ZM31 256H33V255H31ZM64 256H65V255H64ZM93 256H95V255H93ZM100 256H101V254H100ZM138 256H139V255H138ZM147 256H148V255H147ZM151 256L153 257L152 254H151ZM157 256H158V255H157ZM205 256H206V255H205ZM1 257H0V258H1ZM6 257H7V256H6ZM8 257H9V256H8ZM27 257H30V256L27 255ZM42 257H44V256L42 255ZM59 257L61 258V256H59ZM80 257H81V256H80ZM80 257H79V259H80ZM96 257H97V256H96ZM101 257H102V256H101ZM127 257H128V255H127ZM141 257H142V256H141ZM149 257H150V256H149ZM155 257H156V256H155ZM164 257H165V256H164ZM206 257H207V256H206ZM9 258H10V257H9ZM22 258H23V256H22ZM31 258H32V257H31ZM31 258H30V259H31ZM34 258H35V257H34ZM67 258H68V257H67ZM88 258H89V257H88ZM92 258H93V257H92ZM131 258H132V257H131ZM217 258H218V257H217ZM10 259H11V258H10ZM37 259H38V258H37ZM43 259H44V258H43ZM51 259H52V258H51ZM61 259H62V258H61ZM64 259H65V258H64ZM97 259H99V258H97ZM97 259H96L95 261H99V260H97ZM162 259H163V258H162ZM170 259H172V258H170ZM0 260H1V259H0ZM3 260H4V259H3ZM6 260H7V259H6ZM16 260H17V259H16ZM33 260H34V259H33ZM58 260H59V259H58ZM70 260H71V259H70ZM82 260H83V259H82ZM82 260H81V262H82ZM90 260H92V259H90ZM105 260H106V259H105ZM116 260H117V259H116ZM118 260H119V259H118ZM131 260H132V259H131ZM133 260H134V258H133ZM145 260H146V258H145ZM156 260H157V259H156ZM163 260H164V259H163ZM205 260H206V258H205ZM209 260H210V258H209ZM243 260H244V259H243ZM9 261H10V260H9ZM27 261H28V260H27ZM30 261H32V259H31ZM38 261L41 262L42 260H41V261L38 260ZM38 261H37V262H38ZM43 261H44V260H43ZM113 261H114V260H113ZM141 261H142V260H141ZM143 261H144V260H143ZM168 261H169V260H168ZM3 262H4V261H3ZM16 262H17V261H16ZM23 262H24V260H23ZM84 262H85V261H84ZM104 262H105V261H104ZM148 262H149V261H148ZM232 262H233V261H232ZM258 262H259V261H258ZM26 263H27V262H26ZM29 263H31V262H29ZM64 263H65V262H64ZM85 263H86V262H85ZM85 263H84V264H85ZM93 263H94V262H93ZM95 263H96V262H95ZM107 263H108V262H107ZM107 263H105V264H107ZM110 263H111V262H110ZM112 263H113V262H112ZM114 263H116V262H114ZM131 263H132V262H131ZM144 263H145V262H143V264H144ZM15 264H16V263H15ZM50 264H51V263H50ZM55 264H56V263H55ZM68 264H69V263H68ZM89 264H90V263H89ZM96 264H97V263H96ZM136 264H137V263H136ZM165 264H166V263H165ZM219 264H220V263H219Z\"/></svg>", "mask_w": 264, "mask_h": 264}]
</instances>
